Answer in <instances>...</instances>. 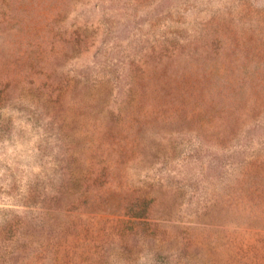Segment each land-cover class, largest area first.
<instances>
[{
    "label": "rangeland",
    "instance_id": "obj_1",
    "mask_svg": "<svg viewBox=\"0 0 264 264\" xmlns=\"http://www.w3.org/2000/svg\"><path fill=\"white\" fill-rule=\"evenodd\" d=\"M0 264H264V0H0Z\"/></svg>",
    "mask_w": 264,
    "mask_h": 264
},
{
    "label": "trees",
    "instance_id": "obj_2",
    "mask_svg": "<svg viewBox=\"0 0 264 264\" xmlns=\"http://www.w3.org/2000/svg\"><path fill=\"white\" fill-rule=\"evenodd\" d=\"M120 206H116L117 209H119Z\"/></svg>",
    "mask_w": 264,
    "mask_h": 264
}]
</instances>
